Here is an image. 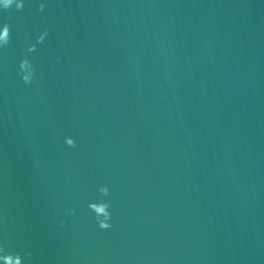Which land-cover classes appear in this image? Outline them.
<instances>
[{"label": "water", "instance_id": "95a60500", "mask_svg": "<svg viewBox=\"0 0 264 264\" xmlns=\"http://www.w3.org/2000/svg\"><path fill=\"white\" fill-rule=\"evenodd\" d=\"M5 25L0 264H264V0H13Z\"/></svg>", "mask_w": 264, "mask_h": 264}, {"label": "clouds", "instance_id": "9594fccd", "mask_svg": "<svg viewBox=\"0 0 264 264\" xmlns=\"http://www.w3.org/2000/svg\"><path fill=\"white\" fill-rule=\"evenodd\" d=\"M15 2H16V6H17V8H20V7H22L23 6V0H15ZM13 3V0H0V6H2V7H7V6H9L10 4H12ZM40 7H41V9L44 7V4L43 3H41L40 4ZM0 33H4V35H0V43H4V42H6V40H7V36H6V33H7V26L5 25V26H3V27H0ZM30 77H25L24 78V81L25 82H28V81H30ZM110 225L108 224V223H105V224H103V225H101V227H103V228H107V227H109ZM3 251V249L2 248H0V252H2Z\"/></svg>", "mask_w": 264, "mask_h": 264}]
</instances>
